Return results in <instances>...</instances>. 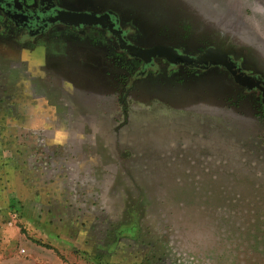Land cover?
Here are the masks:
<instances>
[{"label": "rangeland", "instance_id": "rangeland-1", "mask_svg": "<svg viewBox=\"0 0 264 264\" xmlns=\"http://www.w3.org/2000/svg\"><path fill=\"white\" fill-rule=\"evenodd\" d=\"M62 7L264 79V0ZM129 71L91 35L0 33V264H264L259 95L217 69Z\"/></svg>", "mask_w": 264, "mask_h": 264}, {"label": "flooded vegetation", "instance_id": "flooded-vegetation-1", "mask_svg": "<svg viewBox=\"0 0 264 264\" xmlns=\"http://www.w3.org/2000/svg\"><path fill=\"white\" fill-rule=\"evenodd\" d=\"M69 12V13H84L91 14L96 16L109 15V22L113 25L114 30H118L122 33L121 38L124 42L130 45H134L140 48H151L144 47L133 43L135 35L131 29H125L123 27L122 21L119 17V14L113 13L111 11L102 10L99 13H85V12H73L67 11L62 7V0H0V33L4 36L11 38H16L17 36H26L29 42H36L39 39L45 41L49 36H57L61 33L72 34L77 36H94L96 42H101L103 45L108 47L112 56L117 62L122 65H127L130 67L129 75L132 78H139L150 74L152 70L158 67L167 68L169 70H185L191 74L197 72H205L209 69H217L222 71L230 76V78L235 83L232 75L221 67L216 66H203V65H193L185 63H175L169 64L166 60L155 59L149 64H145L142 60L130 57L126 51L120 48L119 39L117 35L110 33L108 29L100 27H89L84 26L82 28H75L68 24H64L61 21H58L60 13ZM59 37V36H58ZM169 46V45H161ZM178 52L180 55L188 56L189 58H198L200 57L205 50L214 47H208L200 53L195 55H190L184 53L182 50L169 46ZM220 48V47H217ZM222 49V48H221ZM224 50V49H223ZM226 51V50H225ZM227 52V51H226ZM231 61L235 64L236 68L240 73L245 74L246 76L251 77L257 81L263 82L264 79L255 74L252 70H246L241 60H237L234 56L229 54ZM130 60H135L136 63H132ZM235 85H237L235 83ZM245 94H250L252 92L259 95L260 104L264 113V106L262 103V94L258 89H246L237 85Z\"/></svg>", "mask_w": 264, "mask_h": 264}, {"label": "water", "instance_id": "water-1", "mask_svg": "<svg viewBox=\"0 0 264 264\" xmlns=\"http://www.w3.org/2000/svg\"><path fill=\"white\" fill-rule=\"evenodd\" d=\"M57 20L64 24L74 26L75 28L92 26L108 29L110 33L118 36L121 49L126 51L130 57L140 59L145 64H149L155 59H163L169 64L185 63L224 68L232 75L237 85L246 89H258L262 94V103L264 106V83L240 73L235 64L231 61L229 53L221 48H209L205 50L200 57L189 58L188 56L178 54L176 49L169 46L159 45L151 48H140L127 44L121 38L122 33L113 29V25L109 22V15L96 16L84 13L63 12L60 13Z\"/></svg>", "mask_w": 264, "mask_h": 264}, {"label": "trees", "instance_id": "trees-1", "mask_svg": "<svg viewBox=\"0 0 264 264\" xmlns=\"http://www.w3.org/2000/svg\"><path fill=\"white\" fill-rule=\"evenodd\" d=\"M132 63H136L135 65H137V62L135 60H130Z\"/></svg>", "mask_w": 264, "mask_h": 264}]
</instances>
